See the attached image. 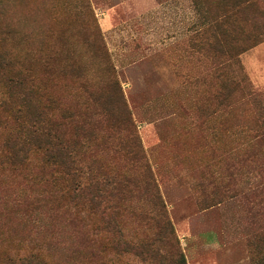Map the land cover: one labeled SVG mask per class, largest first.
<instances>
[{
    "label": "rangeland",
    "instance_id": "obj_1",
    "mask_svg": "<svg viewBox=\"0 0 264 264\" xmlns=\"http://www.w3.org/2000/svg\"><path fill=\"white\" fill-rule=\"evenodd\" d=\"M240 1L0 0V31L13 24L20 36L4 46L37 79L28 87L55 99L64 137L97 126L106 142L84 163L112 160L134 180L117 218L125 239H113L100 214L72 219L68 184L49 181L52 168L39 157L19 171L0 168L2 262L156 264L125 245L156 235L154 191L187 264H264V139L256 133L264 98L230 86L239 67L210 51L204 35L205 13L221 20L228 12L249 39L264 36V0L234 8ZM238 58L247 86L264 94V42ZM115 90L121 98L111 106ZM93 108L109 116L91 118Z\"/></svg>",
    "mask_w": 264,
    "mask_h": 264
},
{
    "label": "trees",
    "instance_id": "obj_2",
    "mask_svg": "<svg viewBox=\"0 0 264 264\" xmlns=\"http://www.w3.org/2000/svg\"><path fill=\"white\" fill-rule=\"evenodd\" d=\"M251 2L252 0H242L234 8ZM206 4L204 2V5ZM205 14L209 24L204 35H206L205 40L209 50L214 51L217 56L225 57L231 65L238 66L240 69L232 77L234 79L231 80L230 86L232 85L238 91H245L248 96L264 98L263 93L256 92L247 86L249 84L246 76L242 75L243 68L238 58L242 53L262 44L264 36L256 33L257 36L249 39L248 30L231 25L233 17L229 18L228 12L222 13L226 17L221 20H216L209 12ZM1 18H3L2 10H0V23L3 25ZM15 37L20 38L13 24L6 25V29L3 32L0 31V168L8 167L12 171H19L35 159L34 156L39 157L46 167L52 168L53 174L49 181L68 184V190L65 192L69 193L74 206L72 219L82 221V214L92 217L100 214L104 217L102 220L104 230L112 235L113 239L115 235L125 239L121 222L117 218L121 215L120 211H126L121 208L120 201L125 200L133 191V177L127 172L120 171L119 165L111 163L112 160L103 164H97L96 160L92 165L84 163L83 154L87 151L93 152L95 146L105 144L106 136L101 138L96 136L97 126L94 130H90L77 125L70 137H64L61 121L56 119L54 98L34 88L37 94L31 86L28 87V85L36 86L37 79L25 72L29 70L27 68L24 70L25 61H22V65L18 64L19 62L4 46L5 38L11 41ZM57 55V53L52 54V56ZM49 61L44 62L45 68L50 66L51 59ZM72 65L76 68L74 64ZM111 85L115 86L114 82ZM112 96L121 98L116 90L108 95L106 100L111 102V106L113 105L110 99ZM107 116H109L108 111H98L97 108H93L89 113L91 118ZM130 127L128 125V129ZM256 133L260 139H264V131L261 133L262 136L257 131ZM109 134L111 135L108 138L114 137L113 133ZM131 137L133 138L134 134L131 133ZM135 148L139 149L138 144ZM105 149L112 150L110 145H106ZM62 191L58 193L63 196ZM153 200L160 213L149 216L148 222L157 219L161 221L157 226L156 235L146 237L138 245L125 242L126 249L136 255L148 256L150 260H155L156 264H187L158 192L153 191ZM162 246H170L172 250L175 249L176 254L172 251H162ZM175 255L177 259L174 261ZM145 260L148 259L145 258ZM0 264L43 263L35 256H28L19 259L7 257L4 262L0 259Z\"/></svg>",
    "mask_w": 264,
    "mask_h": 264
}]
</instances>
